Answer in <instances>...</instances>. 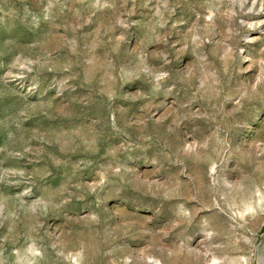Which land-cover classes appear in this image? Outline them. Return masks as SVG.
<instances>
[{"label":"rangeland","instance_id":"rangeland-1","mask_svg":"<svg viewBox=\"0 0 264 264\" xmlns=\"http://www.w3.org/2000/svg\"><path fill=\"white\" fill-rule=\"evenodd\" d=\"M0 264H264V0H0Z\"/></svg>","mask_w":264,"mask_h":264}]
</instances>
